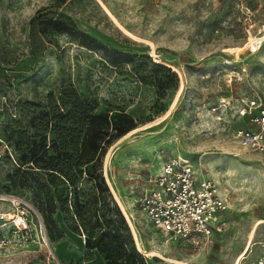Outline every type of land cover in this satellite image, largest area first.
I'll list each match as a JSON object with an SVG mask.
<instances>
[{
    "label": "rangeland",
    "instance_id": "374dc122",
    "mask_svg": "<svg viewBox=\"0 0 264 264\" xmlns=\"http://www.w3.org/2000/svg\"><path fill=\"white\" fill-rule=\"evenodd\" d=\"M263 23L264 0H0V216L15 215L0 218V264H83L60 261L55 244L93 233L77 226L72 208L58 205L44 219L31 185L39 173L23 172L50 93L61 105L83 102L131 125L98 165L111 216L121 225L116 205L127 224L128 253L132 239L150 264H235L247 248L240 264L264 255V152L235 137L256 127L239 110L264 90V41L255 43ZM174 153L198 157L228 199L224 227L199 244L164 233L139 206L149 178ZM23 204L28 230L16 224ZM86 243L85 258L100 253Z\"/></svg>",
    "mask_w": 264,
    "mask_h": 264
},
{
    "label": "trees",
    "instance_id": "16d2710c",
    "mask_svg": "<svg viewBox=\"0 0 264 264\" xmlns=\"http://www.w3.org/2000/svg\"><path fill=\"white\" fill-rule=\"evenodd\" d=\"M155 65L169 70L163 64ZM48 98L49 103L41 107L35 119L39 123L40 141L34 139L29 142L22 163L26 166L23 168L24 173H39L31 185L35 188V200L44 219L48 221V214L55 212L58 205L64 212L75 209L79 221L77 226L81 229L83 226L93 228L91 238L85 236L86 247L91 249L92 254L93 249L98 248L105 264H125L124 257L127 259L126 264H150L137 251L130 238L131 252H127L123 238L130 234L127 224L116 205L121 225L112 218L108 207L111 194L98 166L107 147L126 133L131 125H120L108 112H97L94 107L83 102L61 105L52 93ZM21 170L20 167L17 169ZM60 187L66 191V197L60 194ZM84 191L88 193L85 200H81L79 193ZM82 206L84 213L81 211ZM91 257L93 255L88 258Z\"/></svg>",
    "mask_w": 264,
    "mask_h": 264
},
{
    "label": "built area",
    "instance_id": "2783aa9c",
    "mask_svg": "<svg viewBox=\"0 0 264 264\" xmlns=\"http://www.w3.org/2000/svg\"><path fill=\"white\" fill-rule=\"evenodd\" d=\"M245 20L250 24L249 16ZM261 25L260 30H264V23ZM256 38L255 43L260 47L264 36ZM239 113L256 127L238 128L235 137L245 148L264 152V90L261 95L247 98ZM200 165L198 157L172 154L163 162L160 171L149 178V185L138 200L141 211L154 226L173 238L195 244L222 230L223 214L229 209L226 195ZM19 208L15 213L16 224L28 230L31 227L30 206L23 204ZM0 218L7 219L4 214ZM252 264H264V255Z\"/></svg>",
    "mask_w": 264,
    "mask_h": 264
},
{
    "label": "crops",
    "instance_id": "0c3cea01",
    "mask_svg": "<svg viewBox=\"0 0 264 264\" xmlns=\"http://www.w3.org/2000/svg\"><path fill=\"white\" fill-rule=\"evenodd\" d=\"M76 234V233H75ZM72 236L71 239H63L57 241L55 250L60 261L76 260L79 257L83 258V264H105V259L100 253H95L91 258H85V240L80 234Z\"/></svg>",
    "mask_w": 264,
    "mask_h": 264
},
{
    "label": "bare ground",
    "instance_id": "6f19581e",
    "mask_svg": "<svg viewBox=\"0 0 264 264\" xmlns=\"http://www.w3.org/2000/svg\"><path fill=\"white\" fill-rule=\"evenodd\" d=\"M112 189H113V191L115 192V190H114L113 187H112ZM115 194H116V193H115ZM116 197H117V199H118V202H119V205H120L121 209L123 210L125 216L127 217L129 223L131 224V226H132V228H133L134 236H135V238L137 239L138 246H139L140 249H142V248H141V244H140V242H139V240H138L137 234H136V232H135V230H134V226H133L132 220H131V218H130L129 212L127 211L125 205L122 203V201L118 198L117 195H116ZM14 198H15V197H14ZM16 199H17V197H16ZM11 200H13V199H11ZM5 215H6V218H7V219H8V218H11V217L14 216L12 213H6V214H4V216H5ZM144 252H147L148 254H151V255H158V256L164 257V256L162 255V253L158 252L157 250H145ZM247 252H248V248H247V249H246V250L240 255V257L237 259V261L235 262V264H240V262L245 258ZM168 259H170V258H168ZM174 261H176V262H178V263H180V264H194V263H192V262L185 261V260H177V259H175Z\"/></svg>",
    "mask_w": 264,
    "mask_h": 264
}]
</instances>
